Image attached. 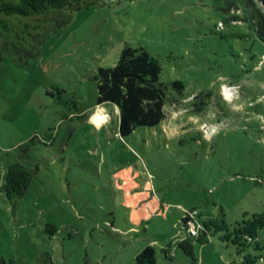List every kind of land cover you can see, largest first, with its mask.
<instances>
[{
	"label": "rangeland",
	"instance_id": "obj_1",
	"mask_svg": "<svg viewBox=\"0 0 264 264\" xmlns=\"http://www.w3.org/2000/svg\"><path fill=\"white\" fill-rule=\"evenodd\" d=\"M252 11L245 0H97L29 65L0 59V185L13 162L31 171L23 195L0 188V264H136L147 244L155 264H264V41ZM126 44L184 87L168 88L161 122L121 136L94 76ZM192 210L207 238L194 259L177 246Z\"/></svg>",
	"mask_w": 264,
	"mask_h": 264
},
{
	"label": "trees",
	"instance_id": "obj_2",
	"mask_svg": "<svg viewBox=\"0 0 264 264\" xmlns=\"http://www.w3.org/2000/svg\"><path fill=\"white\" fill-rule=\"evenodd\" d=\"M97 0H0V59L8 57L18 67L29 65L39 55L41 46L52 32L67 23L72 12L95 3ZM264 5V0H259ZM252 7L253 24L257 36L264 41V11L255 0H245ZM232 18H239L233 16ZM159 60L139 46L124 45L113 65L98 66L96 104L111 102L118 108V132L131 133L137 126H153L166 117L167 90L184 87L180 79L170 82L160 80ZM202 102L203 96L198 98ZM176 105L177 102L172 99ZM26 145V144H24ZM31 179L30 169L19 161L8 165L1 176L0 188L7 197L21 196ZM189 220L184 215L181 221ZM54 228L53 225H50ZM207 241L204 228L197 236L187 233L177 241L185 254L195 257L194 244ZM167 254V250H163ZM136 264H155V248L147 244L135 255ZM241 264H257L242 262Z\"/></svg>",
	"mask_w": 264,
	"mask_h": 264
},
{
	"label": "built area",
	"instance_id": "obj_3",
	"mask_svg": "<svg viewBox=\"0 0 264 264\" xmlns=\"http://www.w3.org/2000/svg\"><path fill=\"white\" fill-rule=\"evenodd\" d=\"M101 113L104 115V118L107 117L106 112L103 111ZM196 214H197L196 210H192L190 212L185 213V215L189 217V220L186 223L188 225L187 233H189L191 236H197L198 231L200 229V223L196 218Z\"/></svg>",
	"mask_w": 264,
	"mask_h": 264
},
{
	"label": "bare ground",
	"instance_id": "obj_4",
	"mask_svg": "<svg viewBox=\"0 0 264 264\" xmlns=\"http://www.w3.org/2000/svg\"><path fill=\"white\" fill-rule=\"evenodd\" d=\"M91 118L94 119V120H102L104 117H103V114L102 113L97 112V113H93V115L91 116Z\"/></svg>",
	"mask_w": 264,
	"mask_h": 264
},
{
	"label": "water",
	"instance_id": "obj_5",
	"mask_svg": "<svg viewBox=\"0 0 264 264\" xmlns=\"http://www.w3.org/2000/svg\"><path fill=\"white\" fill-rule=\"evenodd\" d=\"M258 4H259V7H260V9L261 10H263L264 11V5L258 0ZM201 95L200 94H198V95H195L193 98H199Z\"/></svg>",
	"mask_w": 264,
	"mask_h": 264
},
{
	"label": "crops",
	"instance_id": "obj_6",
	"mask_svg": "<svg viewBox=\"0 0 264 264\" xmlns=\"http://www.w3.org/2000/svg\"><path fill=\"white\" fill-rule=\"evenodd\" d=\"M174 106H175V105H174ZM175 108H176V109H175V110H176L175 112H178V113H179V112L183 111L181 107H175ZM180 108H181V109H180ZM184 109H186V108H184ZM171 118H172V119H173V121H174V120H175V114H174V115H172V117H171Z\"/></svg>",
	"mask_w": 264,
	"mask_h": 264
}]
</instances>
